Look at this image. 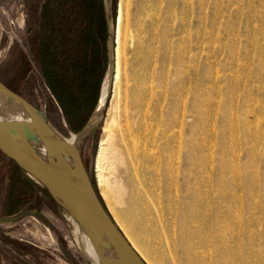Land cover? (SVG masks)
Instances as JSON below:
<instances>
[{
    "label": "rangeland",
    "instance_id": "1",
    "mask_svg": "<svg viewBox=\"0 0 264 264\" xmlns=\"http://www.w3.org/2000/svg\"><path fill=\"white\" fill-rule=\"evenodd\" d=\"M120 4L121 81L113 107L111 88L101 122L79 145L98 197L107 208L110 198L100 195L95 171L105 119H122L134 70L144 84L143 97L152 100L148 112L159 106L154 101L164 99L160 104L173 117L172 151L161 162L150 161L145 175L146 189L162 219L169 220L168 228L174 223L195 229L204 252L210 245L208 250L233 264H264V0H112L115 22ZM101 6L103 11L102 0ZM83 15L82 0H0V81L65 134L76 133L87 120L65 118L37 62L33 32L41 29L45 43L54 41L51 47L56 44L60 55L71 56ZM59 26L68 31L67 40L55 34ZM103 45L106 54V36ZM0 160H5L1 152ZM15 168L11 193L16 196L7 212V173L0 168V264H90L69 214L41 184ZM131 237L151 264H170L154 246Z\"/></svg>",
    "mask_w": 264,
    "mask_h": 264
},
{
    "label": "bare ground",
    "instance_id": "2",
    "mask_svg": "<svg viewBox=\"0 0 264 264\" xmlns=\"http://www.w3.org/2000/svg\"><path fill=\"white\" fill-rule=\"evenodd\" d=\"M119 8L116 22L115 73L112 82L113 94L109 102V108L113 107L114 94L121 81L118 43L121 23V4ZM132 27L134 28V31L137 29V27ZM135 33L137 34V32ZM136 40L137 38L135 41ZM133 71L132 73L130 72V75L134 77L132 82L130 80L132 84L126 85V94L123 96V103L121 102L124 108L122 119L120 116L105 119L103 135L98 144L95 159V171L99 193L103 199H105V197L107 199V196H109L110 199L108 203L107 201L105 203L109 212L112 214L115 223L127 241L146 264L151 263L146 258L141 247L131 237V233L138 235V239L140 237L144 240V243L146 241V244L150 246V248L154 246L158 249L160 251L159 257H165L170 264H223V260L226 259L229 261L230 259H223V254L222 258L221 256H218V253H215L216 251H210V245L205 253L202 249L203 246H205V243L202 241L203 238L201 239L198 236V233H195V229H190L188 231L182 226L179 229L178 222H176L178 224L177 226L173 225V220V224H170L168 228L166 222L169 220L165 222V220L162 219L161 209L159 212L158 207L155 206V202H153L146 189L147 180L145 175L150 161L157 160L158 162H161L170 154L172 151L171 141L174 140L173 137L175 138V134L172 131L173 117L171 109L169 108L167 110L166 107H163V103L160 104L161 100L165 102L164 99H157L154 101L156 103L159 102L157 109H155L154 113L148 112L152 100H150V96H148L149 100H145L146 97H143L144 94L142 93V90L145 88L143 86L144 84H142L144 88L141 89V82H139L141 79L136 77L138 73L136 74ZM128 75L129 74L127 73V76ZM142 76L143 75H141V77ZM137 78L139 81H137ZM124 80L122 83L123 85ZM144 80L145 78H143V82ZM105 86V79H103L100 89L99 106L103 101ZM117 173L120 178H116V175L113 177V174ZM111 177H113V179H111ZM57 198H59V196H57ZM59 202L65 206V203L62 202L61 199H59ZM118 216L123 218V222L118 219ZM170 217L171 216H169V218ZM74 219L76 220L75 215ZM72 223L74 234L76 235L77 240H79L74 222L72 221ZM182 223L183 222L181 221L180 224ZM79 226H81L82 230L81 242L84 255L87 257L88 261H90V264H101V260L97 256L90 242L86 226L82 220L79 221ZM186 227H188V225ZM199 235L201 236V234ZM146 249L148 248H145V250ZM152 250L153 249H151V251ZM207 251L209 252L207 253ZM226 255L227 254L225 253L224 256L226 257ZM230 264L233 263L231 262Z\"/></svg>",
    "mask_w": 264,
    "mask_h": 264
},
{
    "label": "water",
    "instance_id": "3",
    "mask_svg": "<svg viewBox=\"0 0 264 264\" xmlns=\"http://www.w3.org/2000/svg\"><path fill=\"white\" fill-rule=\"evenodd\" d=\"M102 5L107 62L101 105L98 100L79 131L65 134L42 110L0 81V152L41 184L69 214L81 245L79 221H83L101 264H146L99 199L79 152L81 140L102 120L115 73L116 22L112 0H102Z\"/></svg>",
    "mask_w": 264,
    "mask_h": 264
},
{
    "label": "trees",
    "instance_id": "4",
    "mask_svg": "<svg viewBox=\"0 0 264 264\" xmlns=\"http://www.w3.org/2000/svg\"><path fill=\"white\" fill-rule=\"evenodd\" d=\"M82 4L84 15L82 19L80 18V31L71 41L75 46L71 56L60 55L56 44L51 47L54 41L49 40L50 42L45 43L41 29L33 32L34 40L38 42L37 62L48 88L67 121L70 122L72 118L80 119V123L85 122L91 114L93 108L91 105L95 93H98L106 67L103 45L106 30L101 0H82ZM57 33H61L62 38L67 40L66 36L69 33L61 26L55 30V34ZM12 163L20 169L14 162Z\"/></svg>",
    "mask_w": 264,
    "mask_h": 264
},
{
    "label": "flooded vegetation",
    "instance_id": "5",
    "mask_svg": "<svg viewBox=\"0 0 264 264\" xmlns=\"http://www.w3.org/2000/svg\"><path fill=\"white\" fill-rule=\"evenodd\" d=\"M0 168L4 169L5 173H7V178L5 179L6 180L5 186H6V190H9V191H6V193H5V195H6L5 201H9V203H10V204H8L7 202H5V204H4V206L6 207L5 212H7L8 207H10L11 204L14 205V199L16 196V192L11 193L13 191V190H11V185H12L14 177H16V175H17V170H16L14 164L12 163V161L6 157H5L4 161L0 160ZM8 192H10L11 195H9ZM15 210H16V208H15ZM8 212H10V213H8L9 215H15V213H13V211H8Z\"/></svg>",
    "mask_w": 264,
    "mask_h": 264
}]
</instances>
